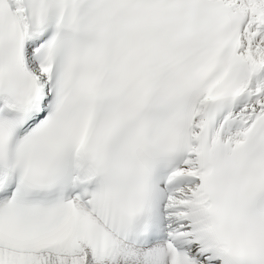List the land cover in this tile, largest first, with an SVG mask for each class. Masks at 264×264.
<instances>
[{
  "label": "snow or ice",
  "instance_id": "6c2138e0",
  "mask_svg": "<svg viewBox=\"0 0 264 264\" xmlns=\"http://www.w3.org/2000/svg\"><path fill=\"white\" fill-rule=\"evenodd\" d=\"M0 264H264V0H0Z\"/></svg>",
  "mask_w": 264,
  "mask_h": 264
}]
</instances>
